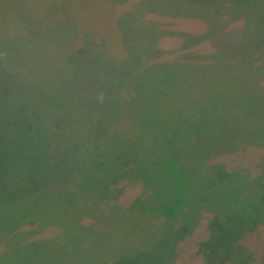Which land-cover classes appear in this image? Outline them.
<instances>
[{"label": "rangeland", "instance_id": "1", "mask_svg": "<svg viewBox=\"0 0 264 264\" xmlns=\"http://www.w3.org/2000/svg\"><path fill=\"white\" fill-rule=\"evenodd\" d=\"M57 1L32 0L30 8V0H14L13 16L7 15L12 24L0 25L1 204L36 189L75 187L95 159L105 158L98 153L108 132L117 129L126 136L146 120L147 131L132 143L147 146L141 154H131L133 161L155 165L171 152L185 170L200 163L198 180L217 163L229 170L228 182L261 171L264 145L250 143L249 136L263 143L264 116H254L252 102L246 113L236 115L238 126L229 120L236 112L230 95L236 94L235 103L244 105L242 101L257 98L261 85L256 80L264 84V0H59L54 5ZM237 82L244 90L236 91ZM210 83L219 87H207ZM149 100L161 101L160 109L148 105ZM180 103L200 109L178 110ZM116 160L125 161L124 155H115ZM157 165L152 173L144 172V179L142 171L130 176L134 181L121 177L115 185H123L117 201L129 207L136 202L138 207L150 189L144 202L158 205L162 196L163 205L174 204V185L159 192ZM200 182L198 195L206 190ZM195 185H188L187 203L196 204ZM219 197L210 194L216 201ZM206 213L180 240H161L144 253L116 260L85 261L101 233L79 230L75 242L69 232L65 237L77 264H206L208 249L202 245L207 242L220 260L225 257L218 264H259L264 259V223L248 227L235 242L243 249L230 253L224 244L213 249ZM62 217L86 225L71 210ZM57 228L36 235L45 239L57 235ZM5 241L1 234L0 260L9 250ZM97 244L102 246L99 257L110 253L104 251L107 242L99 239ZM244 249L240 258H230ZM35 251L27 262L41 264L45 251Z\"/></svg>", "mask_w": 264, "mask_h": 264}, {"label": "trees", "instance_id": "2", "mask_svg": "<svg viewBox=\"0 0 264 264\" xmlns=\"http://www.w3.org/2000/svg\"><path fill=\"white\" fill-rule=\"evenodd\" d=\"M30 1L28 5L33 8L34 2ZM58 1L54 2V5ZM12 5H14V0H0V21H3L0 22V25L12 24L9 21L11 17H7V15L13 16L11 13ZM19 5L20 3L17 7ZM135 78L137 79L138 76ZM256 83L261 85L258 86L259 90L255 93L257 98L252 96V100L246 102L242 101L240 97L244 105L240 102L235 103L236 94L230 95L234 99V103L230 107L235 108L236 112L232 114L233 117L229 121L234 126L239 124L236 115L246 113L248 105H251L252 102L256 106L254 116H264V84L259 80H256ZM132 84L133 81H131V86ZM207 87L218 88L219 83H210ZM241 88L244 90L240 82H237L236 91H241ZM165 99L169 98L165 97ZM149 102L152 103L148 105L155 104L158 110L162 104L161 101L149 100ZM122 103L124 105L123 101ZM137 106L135 116H138L140 110V105ZM175 107L178 110L183 108H189L191 111L200 109V106L192 108L185 103L177 104ZM224 116H221L223 124ZM144 123L149 125L150 121L146 120ZM144 123L143 126L131 127L130 133L125 134L126 136H123L117 129L108 132L105 143L98 153L99 157L104 156L105 158L95 159L75 187L36 189L33 190L34 192L30 191L32 193L16 197L13 201L10 200L5 204L0 203V235L5 234V247H9V250L3 253L6 258L0 260V264H31V262H27V258L28 256L34 257L35 250L45 251V258L41 260V264H77L72 258V245H70L69 239L75 242V232L79 233V230H84L83 233L87 235L88 229L95 235L101 233L97 237V243L99 239L107 242L109 249H104V251L110 253L99 257L102 246L96 243V246L89 251L88 256H84L85 261L90 259L92 262L93 259H96L92 262L94 263L116 260L118 256L125 254L138 255L144 253L150 245L152 246L158 241L165 240L168 243L180 240L183 237L182 234H187L204 217L206 212L208 214L207 228L211 239L213 238V249H218L222 244L231 247L230 253L232 250L243 249L240 245L235 244L238 242V238L246 233L248 227L264 223V167L251 178L248 175L246 177L239 174L238 179L228 182L229 178L226 177L229 170L226 166L219 163L212 164L205 171V178L200 179L204 181V189L206 190L202 195H198V184L201 182L195 177L201 173L200 163H195L192 169L188 167L185 170V164L177 161L171 152L157 158L155 165H152L151 161L142 163L139 160L133 161L135 156H131V154H141L147 146L132 143L137 137L141 138L142 134L147 131V128H144ZM124 137H126L127 143L120 142ZM256 139L254 140L252 135L249 136L250 143L264 145V141L262 143ZM120 153L124 155L125 161H112V158ZM152 156L153 154L150 157ZM156 165L162 181L159 192H163L165 189L170 190L174 185L177 191V196L173 199L174 204L163 205L162 196L158 199V205H150L147 203L148 200L144 202L143 197L150 195L149 188H147L149 193L144 194L140 199L138 196L136 197L140 203L138 207L136 202H131L134 205L132 207L120 204L117 199L122 193L123 185H115L121 177L126 176L130 181H134L135 178H130V176H135L142 171L140 173L144 179V172L150 171L152 173L151 170L155 171ZM121 166L123 169L119 171ZM112 170L113 173L111 174ZM99 176L111 178L101 179ZM190 182L191 185L196 182L192 191L196 204L186 202ZM247 184L250 185L249 190L245 189ZM144 188L146 187L144 186ZM210 194L220 196L218 201L210 198ZM136 199L133 200L137 201ZM83 204L85 208L80 211ZM68 210L79 216L86 225L82 223L79 227V224L76 226L70 219L65 220L62 214ZM50 226L58 227L57 235L45 237V239L44 236L36 235L38 233L42 235ZM158 228L161 232L156 234ZM140 231H146L148 234L145 232V236L137 238ZM65 232L70 233L69 239L65 237ZM40 242L43 243V247H38ZM202 248L208 249L206 256L202 257L206 264H218L225 258L220 260L217 251L213 252L210 249L209 242L204 243ZM202 248V253H204ZM245 250L237 252L230 258H240ZM211 255L213 259L209 257ZM32 264H37V261H32ZM259 264H264V259Z\"/></svg>", "mask_w": 264, "mask_h": 264}]
</instances>
